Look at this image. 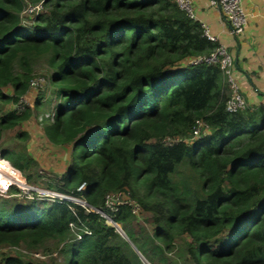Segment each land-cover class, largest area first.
<instances>
[{"label":"trees","instance_id":"1","mask_svg":"<svg viewBox=\"0 0 264 264\" xmlns=\"http://www.w3.org/2000/svg\"><path fill=\"white\" fill-rule=\"evenodd\" d=\"M30 1L44 9L27 27L25 1L0 0V99L27 95L32 62L46 58L57 104L43 130L71 151L53 187L69 201L0 207V248L54 240L64 264H144L105 218L77 204L104 210L107 194L129 191L152 215L153 233L141 239L132 230L128 205L109 213L151 264L172 258L184 236L191 264H264V109L227 112L221 68L182 65L218 46L202 23L176 0ZM29 118L28 110L0 112V144L5 130ZM199 120L210 134L185 141ZM0 154L19 170L30 166ZM0 170L13 173L1 157ZM72 223L92 234L75 240ZM5 264L31 263L9 256Z\"/></svg>","mask_w":264,"mask_h":264},{"label":"rangeland","instance_id":"2","mask_svg":"<svg viewBox=\"0 0 264 264\" xmlns=\"http://www.w3.org/2000/svg\"><path fill=\"white\" fill-rule=\"evenodd\" d=\"M24 1V22L27 27H31L33 18L31 19L26 11L28 12L27 9L30 5H38L41 3H32L30 0ZM31 67L32 82H34L35 87H32V90L23 97L21 108L18 109V103L7 102L0 99V112L3 115L13 111H17L22 115L25 114L27 110L30 112V118L27 121L20 122L14 128L3 132L0 151L6 150L16 155H21L23 163L27 160L31 161L29 168L26 170H19L16 168L26 179L30 187L27 191L28 193H22L13 183H8L12 180H17L18 183L21 182L20 175L18 171L14 169L15 167L11 162L8 164L12 167L13 173H6L0 170V207L2 208H22L32 205L35 202L40 207L44 208L53 204V201L56 199L67 200L61 197V193L55 191L53 187L56 186L61 175L65 171L71 151L66 146L51 143L45 136L43 130L44 120L53 117L57 104V100L52 94V87L47 80L51 69L44 57L35 59ZM14 70L18 73L23 71L17 63L15 64ZM40 95H45L41 101L42 106L38 109H34V102L37 101V97ZM12 187L17 188V190L12 191ZM79 202L78 204L84 205L81 200H79ZM134 215L136 219L130 226L141 239H145L147 235L150 236L155 230L154 224L151 221L152 215L146 211ZM121 227L123 228L122 225ZM124 236L126 237V232ZM189 240L190 238L188 236L176 238L174 244L176 245L175 247L178 254H173L172 258L168 257L165 262L158 264H176L173 259L174 257H179V262L177 264H191L189 256L184 257L183 254L184 243ZM157 243H159V241H156V244ZM61 248L62 245H58L54 240H47L43 244L38 245L35 249L30 248L25 243L19 246H4L0 248V264H5V259L9 256L18 257L25 263L31 264H64V256L60 251ZM140 254L144 264H151L141 252Z\"/></svg>","mask_w":264,"mask_h":264},{"label":"built area","instance_id":"3","mask_svg":"<svg viewBox=\"0 0 264 264\" xmlns=\"http://www.w3.org/2000/svg\"><path fill=\"white\" fill-rule=\"evenodd\" d=\"M210 6L217 8L221 13L224 21L229 27L230 32L233 35H240L243 34L246 30V27L248 25V19L247 15L243 8V1L244 0H208ZM178 5L187 12V14L195 19V14L192 6L191 0H176ZM44 8L43 4L38 5H30V7L27 9L28 12L26 13L30 16H33L40 11H42ZM205 30V34L208 38H210L212 41H215L218 43V40L216 37L210 35L207 26L205 24H202ZM200 64H208V65H215L219 66L225 76V79L229 85L230 89V95L226 102V111L229 113H237L240 111H244L249 109L248 102L240 90L237 82L234 78V68H235V60L231 52L228 50V48L218 43V46L214 51L208 54H202L199 56H195L193 58H190L189 60L185 61L182 65L184 66H192V65H200ZM32 87H35L34 82H32ZM22 100L23 97L18 102V109L22 106ZM210 134V127L204 120H199L196 123V126L193 129V134L191 137L185 138V141L190 140H196L200 137L206 136ZM168 143L172 142V140H167ZM178 141V139L173 140ZM4 161L9 163L8 160L4 159L2 156H0ZM10 164V163H9ZM16 171H18L16 168H14ZM21 182L18 183L17 180L10 181L8 183L14 184L19 188V190L22 193H28L29 186L26 182V179L23 177V175L18 171ZM83 188V186H81ZM34 194V193H33ZM121 205H128L132 208V211L134 214H139L142 212V209L140 205L132 198L129 191H117L113 193H109L105 197V209H99L95 208L92 205L86 203L84 206L88 210H92L98 214H100L103 218L106 219V222L110 226H114L116 223L111 216L109 212H117L119 210V207ZM72 230L75 233V240H81L83 238V235H91L92 232L89 228L85 227L84 225H81V227H77L75 224H70ZM121 226V225H120ZM176 245H174L175 247ZM176 251V247L174 248V251L170 254L173 255Z\"/></svg>","mask_w":264,"mask_h":264},{"label":"crops","instance_id":"4","mask_svg":"<svg viewBox=\"0 0 264 264\" xmlns=\"http://www.w3.org/2000/svg\"><path fill=\"white\" fill-rule=\"evenodd\" d=\"M191 1L195 19L205 24L210 35L233 55L234 78L249 108L264 109V0L243 1L248 25L240 35L230 32L222 13L210 6L208 0Z\"/></svg>","mask_w":264,"mask_h":264},{"label":"water","instance_id":"5","mask_svg":"<svg viewBox=\"0 0 264 264\" xmlns=\"http://www.w3.org/2000/svg\"><path fill=\"white\" fill-rule=\"evenodd\" d=\"M63 195H65V194H63ZM66 196H69V197H72V198H75V197H73V196H70V195H66ZM74 202V201H73ZM87 203V202H86ZM114 228H115V226H113ZM116 229V228H115ZM117 231H118V229H116ZM119 232V234L123 237V238H125L129 243H130V245L133 247V249L138 253V255H139V257L141 258V260H142V257H141V254H140V252H139V250L136 248V246L133 244V242L130 240V238L127 236V234H126V237L120 232V231H118Z\"/></svg>","mask_w":264,"mask_h":264},{"label":"bare ground","instance_id":"6","mask_svg":"<svg viewBox=\"0 0 264 264\" xmlns=\"http://www.w3.org/2000/svg\"><path fill=\"white\" fill-rule=\"evenodd\" d=\"M79 200H81L84 203V206L86 205V201L85 200H83V199H79ZM114 226H115L116 229H118V231H120L121 233H123V235L125 234L124 229L119 224L115 223Z\"/></svg>","mask_w":264,"mask_h":264},{"label":"clouds","instance_id":"7","mask_svg":"<svg viewBox=\"0 0 264 264\" xmlns=\"http://www.w3.org/2000/svg\"><path fill=\"white\" fill-rule=\"evenodd\" d=\"M76 198V197H75ZM80 199V198H79ZM62 200H64V199H62ZM65 201H68V200H65ZM70 202H73V201H70ZM74 203H77V202H74ZM78 204V203H77ZM80 205V204H79ZM81 206H83V205H81ZM84 207V206H83ZM117 224H119V223H117ZM120 225V224H119ZM113 227V226H112Z\"/></svg>","mask_w":264,"mask_h":264}]
</instances>
